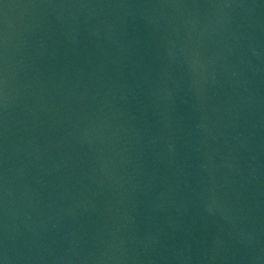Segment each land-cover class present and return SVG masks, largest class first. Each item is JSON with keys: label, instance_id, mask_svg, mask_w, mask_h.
<instances>
[{"label": "water", "instance_id": "95a60500", "mask_svg": "<svg viewBox=\"0 0 264 264\" xmlns=\"http://www.w3.org/2000/svg\"><path fill=\"white\" fill-rule=\"evenodd\" d=\"M0 264H264V0H0Z\"/></svg>", "mask_w": 264, "mask_h": 264}]
</instances>
